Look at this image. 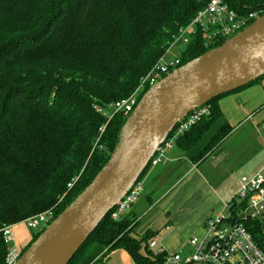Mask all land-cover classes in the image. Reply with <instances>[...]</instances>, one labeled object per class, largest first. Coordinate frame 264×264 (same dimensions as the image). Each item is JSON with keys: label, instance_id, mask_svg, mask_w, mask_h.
Masks as SVG:
<instances>
[{"label": "trees", "instance_id": "16d2710c", "mask_svg": "<svg viewBox=\"0 0 264 264\" xmlns=\"http://www.w3.org/2000/svg\"><path fill=\"white\" fill-rule=\"evenodd\" d=\"M209 1L0 0V229L50 209L56 218L91 183L129 116L110 118L109 107L137 90ZM228 2L239 14L264 13V0ZM207 50L196 37L179 66ZM263 78L207 103L211 114L177 141L192 162L204 161L232 131L218 100ZM111 213L68 264H97L118 248L136 264H162L149 248L156 231L137 236V216L114 220ZM246 225L264 248V224ZM6 255L0 231V264Z\"/></svg>", "mask_w": 264, "mask_h": 264}, {"label": "water", "instance_id": "95a60500", "mask_svg": "<svg viewBox=\"0 0 264 264\" xmlns=\"http://www.w3.org/2000/svg\"><path fill=\"white\" fill-rule=\"evenodd\" d=\"M264 76V13L151 85L121 128L91 183L25 249L15 264H68L140 179L158 148L190 112Z\"/></svg>", "mask_w": 264, "mask_h": 264}, {"label": "built area", "instance_id": "2783aa9c", "mask_svg": "<svg viewBox=\"0 0 264 264\" xmlns=\"http://www.w3.org/2000/svg\"><path fill=\"white\" fill-rule=\"evenodd\" d=\"M260 14V11L239 14L228 0H210L188 24L180 28L169 49L178 44H185L186 47L199 36L205 49L213 48L248 26ZM180 64V55L172 61L166 60L165 55L162 56L142 77L137 90L130 97L113 103L115 112L130 114L144 87L155 84ZM210 114L211 107L205 104L183 118L158 148L150 162L151 167L167 163V152L177 145V141L187 131ZM143 192L144 182L138 180L113 208L112 218L122 219L138 202ZM54 218L55 212L50 209L29 217L25 222L32 229L42 230ZM247 220H259L264 224V165L253 174L240 176L235 194L223 203L220 210L206 219L201 234L188 239V251L182 249L184 246L178 250L167 248L160 242L162 234L157 233L149 241V248L154 257L162 259V264H264V248L246 225ZM164 227L165 231L172 228L170 224ZM0 231L7 244L6 263L15 264L21 256L22 248L15 242L11 225H5Z\"/></svg>", "mask_w": 264, "mask_h": 264}, {"label": "crops", "instance_id": "0c3cea01", "mask_svg": "<svg viewBox=\"0 0 264 264\" xmlns=\"http://www.w3.org/2000/svg\"><path fill=\"white\" fill-rule=\"evenodd\" d=\"M257 83L262 84V87L258 88V92L263 95L260 104H264V78ZM251 86L223 96L218 100L226 120L232 126V131L225 141L214 149L204 161L200 163L192 162L188 154L178 145H175L167 152V163L151 167L144 175L142 179L144 182L142 196L147 189L146 184H149L150 193L146 196L147 199L145 201L139 203L140 205L138 204V211L136 205L140 202L142 196L127 214L143 217L154 205L167 201L166 206L163 205L168 215L164 225L170 224L172 228L169 231H165L163 226V228L155 226V229H151L159 235L162 234L160 242L167 248L178 250L184 245L178 247V243L187 241L186 239V241L182 242L180 239L181 232L178 230L180 225L179 215L173 211V201L176 202L181 197H186L185 202L189 201L191 203L193 197L200 198L201 207L197 208V219L194 224L195 230L203 231L206 219L214 212L220 210L223 207V203L235 194L240 176L253 174L264 165V110L258 107L259 103L255 100V92H252L254 90H251ZM236 134L240 135L238 141L232 139ZM225 143L230 145L231 148L227 153L224 150H221L222 152L220 153V148ZM252 143H255L253 144L254 146H252ZM256 145L260 146L262 152L257 155L258 158L254 165L244 167L245 163L240 161L244 155V150L255 148ZM237 172H240L241 175L237 176ZM227 173H229V176L225 177ZM224 187L227 188V196L221 190ZM153 194H158L156 199H154ZM25 225L26 223L22 221L12 227L15 242L18 245V239L22 243L21 248L26 247L33 237L32 230L28 228L29 232ZM151 228H154V225ZM117 256L118 258H123V260L121 261L119 258V262H117ZM127 258L131 261V264H136L124 248H118L98 264H126L125 259Z\"/></svg>", "mask_w": 264, "mask_h": 264}, {"label": "rangeland", "instance_id": "374dc122", "mask_svg": "<svg viewBox=\"0 0 264 264\" xmlns=\"http://www.w3.org/2000/svg\"><path fill=\"white\" fill-rule=\"evenodd\" d=\"M184 49H185V44H178V45L170 48L165 53V59L168 60V61L174 60L176 57H178L181 54V52ZM252 86H251V88H252L251 90H254V91H252L253 93L255 92L254 93L255 100H256L257 103L260 104L261 103V100L263 98V95H262V93L258 92V88H260V86L262 87V84L255 83ZM259 104H258V107H261V109L264 110V104L263 103L260 104V105ZM114 112H115V110H114L113 106L109 107V113H111L110 118H111V116H113ZM258 112H260V111H258ZM239 137H240V135L239 134H236L235 137L232 138V139H234L235 141H238L239 140ZM253 144H255V143H252V146H254ZM230 148H231L230 145H226V143H225L220 148V153L222 152L221 150H224V152L227 153ZM244 151H245L244 152V155L240 159L241 162H244L245 163L244 167H250V166L254 165L256 159L258 158L257 155H259L262 152L260 146H258V145H256L255 148H247ZM236 175L237 176L238 175L240 176L241 173L240 172H237ZM227 176H229V173L225 174V177H227ZM233 178H234V175H233ZM146 186H147V189L145 190V194L142 196L140 202H138L137 205H136L137 211L139 209V205H140L139 203H141L142 201H145L147 199L146 196L150 193V189H148L149 184H146ZM226 189L227 188H225V187L224 188H221V190L223 191V194L224 195L226 194V196H227ZM153 195H154V199H156L157 196H158V194L157 195L156 194H153ZM185 199H186V197H181L176 202L173 201V205H174L173 211L177 212L178 215H179V218L178 219H179V224L180 225H179L178 230L181 232V234H180L181 235L180 236L181 238L180 239H181L182 242L183 241H186V239L188 241V239L191 236H193V235H199L202 232V230H200V231L195 230V224H194L195 223V220L197 219L196 218L197 211H198L197 208L201 207V200H200V198L193 197L191 203H189V201L188 202H185ZM166 204H167V201H163V203H161V204L154 205L152 207V209L149 212H147L146 215L144 214L145 216H143V215H142L143 217L138 216V219L139 220L141 219V220H140V222L138 223V225L135 228V234L137 236H143L144 234L147 233V231H149L151 229H155L156 227H162V226L164 227L165 226L164 224L166 223V220L168 219V215H167L166 210H164L163 205L166 206ZM166 217H167V219H166ZM27 219H25L23 222H25ZM152 225H154V228H151ZM11 226L13 227L14 225L12 224ZM25 226H27L26 227L27 229L29 228L30 230H32V232H34L35 229H32V228L28 227L27 224ZM30 230H29V232H30ZM35 231H39V230H35ZM186 242H184V243H178V247H180V246H182L184 244L183 245L184 248H182V249L185 251L186 249L189 248V246H187L185 244ZM17 243H18L19 247H21L22 243L18 239H17ZM186 251H188V250H186ZM119 258H120L121 261L123 260V258H121V257H119ZM119 258H118V256L116 257V261L117 262H119ZM125 262H126V264H131V261L128 258L125 259ZM91 264H94V261Z\"/></svg>", "mask_w": 264, "mask_h": 264}]
</instances>
